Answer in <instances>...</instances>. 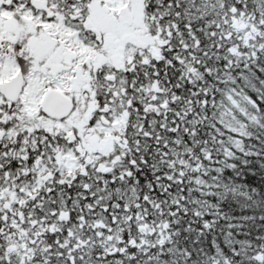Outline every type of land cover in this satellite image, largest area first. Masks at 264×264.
<instances>
[{"label": "snow or ice", "instance_id": "6c2138e0", "mask_svg": "<svg viewBox=\"0 0 264 264\" xmlns=\"http://www.w3.org/2000/svg\"><path fill=\"white\" fill-rule=\"evenodd\" d=\"M0 264H264V0H0Z\"/></svg>", "mask_w": 264, "mask_h": 264}]
</instances>
